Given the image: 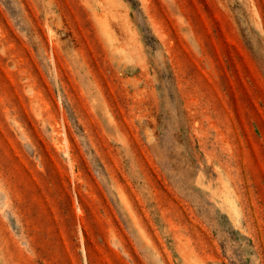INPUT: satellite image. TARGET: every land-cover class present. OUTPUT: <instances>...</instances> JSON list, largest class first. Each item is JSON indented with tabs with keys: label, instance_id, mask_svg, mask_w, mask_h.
<instances>
[{
	"label": "rangeland",
	"instance_id": "374dc122",
	"mask_svg": "<svg viewBox=\"0 0 264 264\" xmlns=\"http://www.w3.org/2000/svg\"><path fill=\"white\" fill-rule=\"evenodd\" d=\"M0 264H264V0H0Z\"/></svg>",
	"mask_w": 264,
	"mask_h": 264
}]
</instances>
